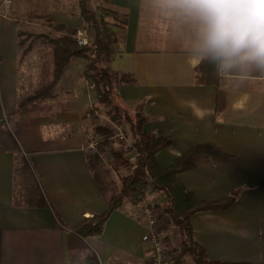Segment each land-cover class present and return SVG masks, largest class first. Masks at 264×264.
<instances>
[{
    "label": "crops",
    "instance_id": "0c3cea01",
    "mask_svg": "<svg viewBox=\"0 0 264 264\" xmlns=\"http://www.w3.org/2000/svg\"><path fill=\"white\" fill-rule=\"evenodd\" d=\"M13 1L8 13L0 16V264H90L87 258L91 255L94 264H149V245L141 239L148 225L140 204L128 200L113 209L99 236L77 232L83 218L106 207L94 174L98 163L89 162L84 147V126L88 124L78 121L70 132H63L62 128L71 124L50 119L40 107H19V78H27L26 87L32 91L26 97L32 95L39 87L34 88L33 79L50 78L46 67L50 59L48 55L34 56L37 46L33 38L44 32L19 30ZM85 3L97 16V7L125 16L122 25H107L108 34L103 32V40L113 48L107 66L133 79L116 84L124 101L129 93L135 95L134 91L148 101L133 109L146 118L142 129L169 139L167 148H179L167 163L156 154L160 166H169L193 144L209 143L226 155L196 153L193 169L244 174L247 177L240 183L245 186L243 192H261V198L255 201H241L240 197L227 209L199 211L191 216L194 237L207 257L264 262V145L257 151L240 145L252 139L264 143V71L254 67L217 71V84L199 83L195 68L201 61L197 51L200 26L194 18L161 0ZM78 13L72 20L63 16L49 21L53 24L49 38L66 35L73 39L75 29L86 27L80 7ZM48 18H43L44 22L49 23ZM44 22L42 27H47ZM19 34L26 35L24 44ZM47 42L46 46H52L49 39ZM20 46H25L24 50ZM18 49H27L32 62L38 58L37 69L23 70ZM67 68L52 90L66 79ZM78 75L83 77V71ZM70 85L64 92L80 120L82 109L75 107ZM217 90L223 92L225 100L218 114L214 109ZM120 105L133 112L124 102ZM21 108L26 113L17 114ZM252 131H259V136L252 137ZM101 156L107 163L109 154ZM182 173L193 172L182 171L177 175L179 179ZM205 198L220 199L210 195ZM164 217L159 218L160 222Z\"/></svg>",
    "mask_w": 264,
    "mask_h": 264
},
{
    "label": "trees",
    "instance_id": "16d2710c",
    "mask_svg": "<svg viewBox=\"0 0 264 264\" xmlns=\"http://www.w3.org/2000/svg\"><path fill=\"white\" fill-rule=\"evenodd\" d=\"M79 7L84 24L91 33V44L78 46L74 39L66 35L49 38V36L41 34L48 38L52 45L43 46L48 49L46 55L49 56L50 62L46 64V67L50 69V78H42L45 80L41 81V85L33 94L25 97L19 103V107H21L33 98L52 97V86L60 73L69 66L73 58H82L86 61L83 77L87 81L93 82V91L100 93L87 114L91 116V113L96 112L98 106L103 104L106 107L104 112L108 114L113 125L119 128L116 132L114 131L115 126H110L105 122L92 125L90 132L96 138L97 145L94 152L87 154V159L89 162L95 161L102 165L101 154L107 152L110 160L120 161L119 164L110 166L117 172L120 186L116 188L110 180L106 181L105 186L101 187L105 199V209L100 213L83 218L76 229L77 232L82 236H99L111 211L121 205L124 196H128L133 205L152 206L157 219L166 216L174 225L176 241L174 240L171 246L167 242L165 243V246L172 250L171 264H184L186 257L193 264H264V262L228 261L207 257L204 247L194 237L190 218L199 211L227 209L232 205L236 196L230 194L215 200L198 198L193 191L185 188L177 175L194 166L192 157L196 153L214 156H225L226 154L215 149L209 143L193 144L177 156L169 166H160L156 153L168 146L170 140L153 132L144 131L142 126L146 118L142 114L130 112L119 103L118 105L114 104L116 84L129 82L133 79L129 78L128 74L117 73L107 66L113 48L103 40V32L105 34L106 18L110 17L122 25L125 22V16L104 7H99L100 15L97 16L95 12L86 7L85 0H79ZM195 79L202 84H217L216 66L207 59L201 60L195 68ZM224 106V94L217 90L215 113H220ZM92 117L94 118V114ZM120 131L123 132L125 141H127V135L130 134L131 140L128 142L129 146L126 151L120 149V144L119 149L115 148L113 137ZM131 151L136 152L134 159L129 156ZM121 166L126 169L124 174H120L118 170ZM150 192H155L158 200L143 203L146 194ZM87 261L94 264V257L89 256Z\"/></svg>",
    "mask_w": 264,
    "mask_h": 264
},
{
    "label": "rangeland",
    "instance_id": "374dc122",
    "mask_svg": "<svg viewBox=\"0 0 264 264\" xmlns=\"http://www.w3.org/2000/svg\"><path fill=\"white\" fill-rule=\"evenodd\" d=\"M11 5H12V2H11ZM13 5L16 6L15 7L16 10L14 14L16 17L19 18V22L17 23L19 30L20 29L22 31L24 30L23 32L29 31V30L34 31V32H39V33L44 32L43 34L44 35L46 34L49 37H51V34H53V31H52L53 24L50 23L49 21L53 22L56 19H60L63 16L68 17V19L73 18L72 16L74 15L76 17L79 16V13H78L79 6H78L77 0H14ZM96 12L98 13V15H100L99 7H97ZM45 17H49L48 18L49 20H47V22L49 23L44 22L43 18ZM106 20H107L106 26L107 25L108 26L109 25H119V26L121 25L120 22L113 21V19H111L110 17L106 18ZM43 22L48 24L46 25L47 27H42ZM106 26L104 28H106ZM18 38L19 40L21 39L23 44L25 43L27 39L25 34L24 35L19 34ZM33 41L34 43L37 44V45L35 44V46L37 47L35 48V52H33V54L35 53L34 56L36 55V53L39 56H45L48 49L44 48L42 44H45L46 46L48 43L47 42L48 38L38 34L37 36H34ZM23 47L25 48V46ZM23 47L20 46V49L24 50L22 49ZM20 49H18V53L20 52L19 61H21L19 63L20 65H22L23 70H25L26 72V70H29L30 68H33L34 70L35 68L37 69V66H38L37 59L38 58L34 59L35 61L32 62L31 61L32 55L31 56L30 54L26 55L27 49H25V51L23 52ZM26 58H27V61H22V59L26 60ZM40 65L41 64L39 63V66ZM85 66H86V62L84 59L82 58L72 59L70 66L67 68V70L64 73L65 75L64 77L66 79L60 81V86L54 87V89L52 90V92H54V95L52 97L46 96V97H41V98L38 97V98L30 99L25 103L23 107H26L27 105H28L27 109L33 106L34 108L40 107L38 108L39 110H41L40 112L43 114L49 115L50 119H55V120L58 119L59 122L62 124L63 123L71 124L68 126L66 125V127L64 126L62 128L63 132L64 131L70 132L72 128H75L74 127L75 123H77L78 121H82V120L84 121V123L87 122L86 124H88L84 126L85 132L91 133L90 130L92 128V125L100 124L104 122L109 124L110 126H115L114 131L116 130L118 131L119 128L116 125H113L108 114L104 112L106 110V107L103 104H100L97 108V111L94 113H91L92 114L91 116L87 114V112H89V110L93 106V105L90 106V104L94 103L96 101V98H95V91H91L92 89H90V87H87V84H89V81H87L84 77H79L78 75L80 72L83 71ZM42 80L44 81L45 79H42V78L40 79L39 77L33 79L34 88L40 86ZM18 83H19V86H21L18 91V101L21 102L26 97V94L31 93L32 90H29L26 87L27 78L25 77L19 78ZM70 83H72V85H70ZM69 85L73 87L72 90L74 93L73 99H74L75 107L79 106L82 109V113L80 116H82L83 118L81 117L80 120H78V116L75 115L72 111L73 104H69V103H72V100L70 99V101H68L69 96L68 94H65L64 92V89L65 88L68 89L67 87H69ZM115 92H117L118 94L115 97V100H116L114 101L115 105H118V103L121 104L122 102H124L126 105H128V107H130V109L133 110V109H137V107H140V105L144 106L148 104V101L146 99L141 98L143 96L139 95L138 91H134L135 95L130 96V93L129 95H126V99H128L127 101L126 100L124 101V97H122L121 95L122 93L121 92L118 93L117 89H115ZM118 98H120L122 101ZM135 101H137L138 103L135 104ZM67 103L70 105V107L67 106ZM16 113L22 114V113H26V111L23 108H21L17 110ZM93 114H94V118L92 117ZM7 118L11 120V116L9 115V113H7ZM257 134H260L259 131L258 132L252 131V137L259 136ZM129 135L130 134L127 135V138H126L127 141H125L127 143L131 140ZM113 139L115 140L114 141V144L116 145L115 148L119 149V144L121 145V141L118 140L116 135H114ZM240 145L244 149L248 150V147L250 146L252 147L251 149L257 151L260 149L262 150L261 147L262 145H264V143H258L257 139H252L250 141H245L241 143ZM121 148L122 147H120V149ZM173 149L171 148L169 149L167 147L162 148L156 154H158V158L161 160V162L167 163L173 159L174 153L179 151V148L177 146H175ZM121 150L126 151V149H121ZM106 159L108 161L110 160L108 157ZM108 161L107 163L103 162L102 165L100 164L95 165L96 166V169L94 172L95 178L97 179L99 186L102 188L105 186L107 180H110V182L115 184L114 186L116 188H119L120 181L118 179V174L110 166L117 165L120 163V161H116V162H114L113 160H110V162ZM118 170L120 171V174H124L126 172V169L122 166L119 167ZM190 170L193 173L191 174L182 173V175L180 176L181 178L180 180L182 181L184 186H186L189 189H192L198 198L203 199L208 195H210L211 197L220 198V197L225 196L226 194L228 195L235 194L236 197H235L234 202L240 197H241L240 198L241 201H246V202L248 201L251 202V200L255 201L261 198L260 197L261 192L257 190L243 192L245 190L244 189L245 186L242 187L243 185L240 183L241 181H243V179L247 177V176H244V174L243 175H233V174H229L226 171H223V169L217 170L215 172H211L208 170H204L202 168L193 169L192 167L190 168ZM106 176L108 177L107 179H106ZM205 199H208V198H205ZM128 200H129V197L124 196L123 202L125 201L127 202ZM156 200H158V197L155 196V192H150L146 194L142 202L143 203L150 202V201L155 202ZM160 228L163 230V235H162L163 240H166L165 242H167V244H169L170 246L173 245L172 242H174V240L176 239V232H175V228L172 222H170L167 217H164L160 222ZM184 264H193V263L190 261L188 257H186Z\"/></svg>",
    "mask_w": 264,
    "mask_h": 264
},
{
    "label": "clouds",
    "instance_id": "9594fccd",
    "mask_svg": "<svg viewBox=\"0 0 264 264\" xmlns=\"http://www.w3.org/2000/svg\"><path fill=\"white\" fill-rule=\"evenodd\" d=\"M200 26L197 51L218 72L264 71V0H161Z\"/></svg>",
    "mask_w": 264,
    "mask_h": 264
},
{
    "label": "built area",
    "instance_id": "2783aa9c",
    "mask_svg": "<svg viewBox=\"0 0 264 264\" xmlns=\"http://www.w3.org/2000/svg\"><path fill=\"white\" fill-rule=\"evenodd\" d=\"M11 0H0V16L3 12L6 14L9 11ZM72 37L78 46H87L91 44V33L87 27H79L74 30ZM89 87L93 88V82H89ZM100 93L95 92V98L97 99ZM118 140L121 141V149H127L129 144L125 142L124 134L122 131L117 133ZM85 149L88 152H94L96 150L97 140L89 132L84 133ZM107 154V152H105ZM131 159L136 156L135 151H131L129 154ZM142 213L146 217L148 225L147 231L141 236L142 241L149 245V264H171L172 250L165 246V240H163V230L160 228V220L157 219L155 210L152 206L144 205L141 207Z\"/></svg>",
    "mask_w": 264,
    "mask_h": 264
}]
</instances>
